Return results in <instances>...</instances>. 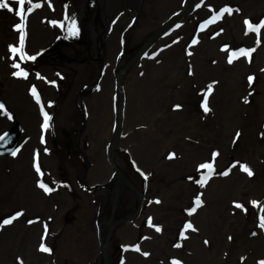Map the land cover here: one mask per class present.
<instances>
[{
	"label": "bare ground",
	"instance_id": "6f19581e",
	"mask_svg": "<svg viewBox=\"0 0 264 264\" xmlns=\"http://www.w3.org/2000/svg\"><path fill=\"white\" fill-rule=\"evenodd\" d=\"M188 1L77 0L75 10L90 5L101 11L98 16L96 11L81 15L91 50L102 55L96 76L83 62L56 57L46 48L56 43L61 47L66 39L67 31L60 25L65 22L62 0H25L26 53L38 59L37 69L22 59L19 51H11L17 48L20 34L16 29L22 18L19 0H9L12 12L0 9V104L5 106L0 110V136L4 137L0 140V264H51L56 258L60 262L61 252L56 256L52 250L44 253L40 245L50 248L58 238L60 246L71 250L77 238L94 236L92 220L97 209L100 217H107L99 228L107 242L114 230L127 241L136 239L139 229L149 234L138 246L140 251L130 250L126 264L264 261V228L260 226L264 217V34L247 31L245 24L249 21L258 26L264 20V0H192L203 3L193 11L188 9ZM223 3L232 14L208 22L218 15L213 8ZM138 5L145 15L134 11L141 17L134 20L136 14L130 10ZM105 8H110L109 12L122 10V17L108 31L98 23L109 14ZM125 30L130 31L133 45L150 39L131 55L134 65H127V73L119 76L123 91H115V77L126 60L125 53H119L127 44L122 40ZM242 49L255 51L230 64L232 51ZM21 71L27 78L14 75ZM63 72L68 76L65 83L70 94L57 89L66 97L62 103L61 94L55 92L61 83L55 80L56 85L49 86L47 81ZM89 76L94 79L85 80ZM193 85H198L197 89L187 96ZM209 85L210 111L204 112ZM173 89L182 93L174 94ZM113 96L118 97L114 100ZM55 98L59 112L55 111ZM70 101L86 106L87 120L79 133L88 135V149L81 152L85 174L79 178L73 171L72 175L75 188L83 194L78 199L75 224L68 222L67 213L76 207V197L60 184L63 172L59 171L58 155L65 151L57 148L60 146L54 151L51 128L43 126L47 112L57 119L60 131L67 128L75 133L77 113ZM17 149V154L11 155ZM118 150L130 155L129 166L146 173L155 171L149 186L135 178L141 180L139 187L125 174V156L119 153V159ZM171 154L174 158L169 159ZM78 163L76 159L66 161L70 176ZM202 164L213 166L203 187L199 181L209 170L202 169ZM242 164L254 175L243 172ZM118 171L121 176L115 174ZM41 182L54 190L45 193L39 187ZM101 184L107 185L109 199L97 208V196L90 188ZM84 187L89 191L83 192ZM126 195L129 205L123 203ZM151 196L158 197L159 203L149 204ZM197 197L202 206L189 215ZM236 203L247 211L236 208ZM123 206L124 224L122 219L116 220ZM13 216L17 219L11 224L3 223ZM188 223L197 230L185 231ZM156 227L161 230L157 232ZM182 232L187 239L181 237ZM102 261L107 264L106 258Z\"/></svg>",
	"mask_w": 264,
	"mask_h": 264
},
{
	"label": "rangeland",
	"instance_id": "374dc122",
	"mask_svg": "<svg viewBox=\"0 0 264 264\" xmlns=\"http://www.w3.org/2000/svg\"><path fill=\"white\" fill-rule=\"evenodd\" d=\"M77 0H62L63 6H64V12L62 17L65 19V22L60 23L61 27L65 29V31H67L64 35L65 38L63 41V45H58V43H56L55 45H49L46 48L49 49L52 54H56V57L61 58L63 57H68L70 58V62H73V59L77 60V63H81L83 62L84 64H86L87 68H88V72L90 71L92 74H94V76H96L99 72V70H97L96 66H99L101 63L97 59H99V57H102V55L100 56L98 54V51H93L91 50V43L88 42V38H86V32L83 29L84 22L81 18V15H86L89 11H96V7H92L90 5L88 6H84L81 7V10H75L74 9V5L76 4ZM197 2H194V4H196ZM201 3H199L198 5H201ZM218 5V4H217ZM223 5H225L227 7V5L225 3H223ZM136 8V7H134ZM223 8V7H222ZM106 12H108L109 14L106 15V18L104 20H98V23L100 22V26L99 28H103L104 30L106 29L107 31L113 27L114 22H115V18L117 16V11L118 9H111V11L109 12L108 10L110 8H105ZM144 9V8H143ZM141 8V5H138V8L136 11H138L141 14V17H143V15H145V10H143ZM216 11H220L221 9L218 8H213ZM97 16L100 15L101 11L97 10L96 11ZM134 14H136L134 16L133 19H137L139 20L141 17H139V14L137 12H135ZM75 20L76 23V27L79 30V35L77 36H71L69 35L68 29L72 24V20ZM79 21H82V23H79ZM106 21H109L108 26L106 27ZM21 23H23L25 25L24 27V34H25V38H26V34H27V29H26V24H27V16L26 14L21 18ZM108 23V22H107ZM113 25V26H111ZM111 26V27H109ZM20 36V34L18 35ZM83 38V43L81 42L80 38ZM81 38V39H82ZM126 53L125 56H123L124 58H126L125 61H128V59L131 57V55H133V53H135V51L141 47L142 45L145 44V42L147 40H149V37L143 38L142 40H140V42L137 45H133L132 38H131V34L130 31L127 32L126 35ZM25 40V39H24ZM27 40V39H26ZM75 40V41H73ZM24 46H25V42H24ZM23 46V50L20 51V56L22 59L25 58V61L28 62L31 66H33L34 69H37L38 66V62L36 60H38L37 58L35 59H30V57H35V55L32 56V54L28 55L26 53V47L24 48ZM55 46H58V48H56ZM96 46V45H95ZM20 48V47H19ZM53 50V52H52ZM67 50H69L70 53H67ZM97 57V59H95ZM123 60V59H122ZM97 63V64H96ZM99 69V68H98ZM196 71V70H195ZM125 74L127 73V71L124 72ZM63 73L58 74L57 73V79L60 81L59 84L61 83L60 86H57V88L55 89V92L61 89L64 90L66 94H70V89L67 87L65 81L68 79V76L63 75ZM124 76V74H123ZM90 81H92L94 78L91 79V76H89L88 78H85V80L89 79ZM52 79H54L53 81L56 80V77H52ZM51 80V79H50ZM82 83V82H81ZM198 85H193L191 86L192 89H189L187 96L190 95L194 89H197ZM72 87V86H71ZM60 88V89H59ZM63 91V92H64ZM174 94H181L182 92L180 91H175L173 89L172 91ZM58 94H61L59 92H57ZM56 95V94H55ZM166 95V94H165ZM85 97V96H84ZM168 98H170V96L167 95ZM82 100H84V98H81ZM61 100L62 103L66 100V97L61 94ZM72 106L75 107L74 111L77 113V117L75 119V123L78 126L77 130H75V133H73V129H67V128H63L61 129V131L59 130V123L57 122V119H51V124H50V128L51 131L53 132V134H51V139L54 136L56 138V141L58 142V144L60 145L61 149L64 152V154H60L58 155V161H59V171L63 172V175L60 177V184L63 183L69 190L70 193L73 195H75L76 199H74V204L76 205V207L71 208L68 213H67V217L69 218L70 224H75V217H76V208L78 206V199L83 195L82 193H80L76 188H75V180L73 178V171L74 174H76V176L78 175V177L80 178V174L82 173V177H83V173L85 172V170L83 169L84 167V156H81V152L84 149H88V135H82V133H79V131L84 127V120L86 119V115L84 112V105L79 104L78 101H70ZM55 103H57L56 109L55 111L59 112L60 107L58 104V99L55 98ZM86 105V104H85ZM56 115V113H55ZM113 119V118H112ZM114 120V119H113ZM113 125V123H112ZM73 140V141H71ZM187 142H191V140H187ZM53 143V142H52ZM55 145V144H53ZM54 147V151H57V148ZM119 153H123V155L125 156V162H126V169H124L125 174L135 183H137V186L140 187L141 185V180L142 179L139 175L145 176V173H141L138 171V173L135 171V167H131L129 166V162H130V155L123 151V150H118L116 152V156H119ZM70 157V158H69ZM73 161V159L77 160L78 165H76V169L72 170L71 176L69 175L70 171L67 169V164L66 161L69 160ZM120 159V158H119ZM73 166V165H72ZM71 166V167H72ZM75 167V166H74ZM135 168V169H134ZM149 172H151L149 174ZM149 172L146 173V175L149 177V182L146 183V185L143 186H149V183L151 182V179L153 178V175L155 173L154 170H150ZM85 174V173H84ZM139 174V175H138ZM135 178H140L139 180H136ZM143 180V179H142ZM145 180H143L144 183ZM81 182H82V178H81ZM135 183V184H136ZM95 186V187H94ZM92 186L90 189L93 190L92 194L97 196V200L95 201V205L97 208H100L104 203H105V199H109L107 197L108 194V189H107V185L105 184H101L99 186L94 185ZM85 189L82 191L87 192L89 191L88 188L84 187ZM149 194L151 195V190L149 191ZM129 195H126L125 199L123 200V203L125 205H129L130 200H128ZM156 201H159V198L156 196H151L150 199L148 200L149 204H153L155 203V205L157 204ZM99 210L97 209L96 212L94 213V218L92 220V226H93V230H95L94 236H89L88 234H86V237H79L77 238L76 241V246L74 245L73 247H71V250H67V248H63L62 246H60L59 244L61 243V240H58V238H55V241H53V243L50 244V249L53 251V255L56 256L57 252H61L62 253V258L61 261L59 262L56 259H52L51 264H101L103 261L102 259H104V255L106 258V263L107 264H126L127 260H128V254L130 253V250L132 251H136L135 249L141 245L142 243H144L145 241H147L148 235H144V229H139L136 230L135 234L137 235V238L131 241H127L126 239L122 238L121 235H117L114 231H112L110 233V238L109 241H105L104 238H101V232L99 231L100 225L102 224V222H104L106 220V216L100 217L99 216ZM125 210V207L123 206V208L117 212V216L118 219L121 221V219L123 220L125 218V215H122L123 211ZM130 216V215H129ZM128 216V217H129ZM98 217L100 219H98ZM107 221V220H106ZM114 221V220H113ZM117 223V222H116ZM65 225V223H63ZM123 224H124V220H123ZM63 227V226H62ZM64 228V227H63ZM63 228L60 230L61 233H64ZM66 245V244H65ZM104 245L106 246V251H104L103 247ZM74 253V254H73ZM87 258H86V257ZM81 260V261H80Z\"/></svg>",
	"mask_w": 264,
	"mask_h": 264
},
{
	"label": "snow or ice",
	"instance_id": "6c2138e0",
	"mask_svg": "<svg viewBox=\"0 0 264 264\" xmlns=\"http://www.w3.org/2000/svg\"><path fill=\"white\" fill-rule=\"evenodd\" d=\"M24 4H25V0H19V6H20V7H19V14H20L22 17H23V15H24V11H25V9H24ZM35 7L39 8L40 5H39V4H36ZM0 9H7L9 12L14 11V9H13L12 7L9 6V0H2V2H0ZM225 13H228L229 15H231V14H232V10L229 9V8H225V9H223V10L219 13V15H218L217 17H215L214 19H219V18H221ZM245 24L247 25V28H248V31H249V32H256V33H259L260 30H261L262 28H264V21H262L258 26H254V25H253L251 22H249V21H245ZM24 27H25V25H24L23 23L18 24V25L16 26L17 31L20 32V48L17 49V48H15V47H13V48L11 49V51H12L13 53H16V52H18V51H22V50H23L24 39H25ZM68 32H69V35H71V36H77V35H79V30H78V28L76 27V23H75V20H74V19L72 20V24H71V26L69 27ZM193 43H195V41H193ZM251 51H255V49H252ZM251 51H245V50L242 49L239 53H235V52H233L232 55L229 57L228 62L231 64V63L233 62L234 59H236V58H238V57H240V56L250 57V56H251ZM30 59H35V57H30ZM13 66L16 67V68H19V67H20L19 64H14ZM14 75H16V76H18V77H21V76H22V77H24V78H27V73H25V72H23V71H21V72H16V73H14ZM248 80H249V84L251 85V83H252V81H253V77L250 76V77L248 78ZM211 93H212V86L209 85V87H208V91H207V93L205 94V97H204V103H203V110H204V112H209V111H210V108H209V105H208V96H210ZM32 94H33V96L36 98L37 102L39 103V101H40V97H39V95L37 94L35 88L32 89ZM244 102H245V103H248L247 98H245ZM4 107H5V106H4L3 104H0V110L4 109ZM178 107H179V106H177V108H178ZM42 111H43V108H42ZM9 118H11V117H9ZM50 120H51V117L48 115L47 112H45V113H44V125H43L45 129H47V128L50 127V123H49ZM239 135H240V133H237V134H236L237 137H239ZM3 138H4L3 136H0V140H2ZM17 151H19V149H17L16 151H13V152L11 153V155L15 156V155L17 154ZM174 155H175V154H171L168 158H169V159H172V158H174ZM214 155H218V153H216V154H214ZM200 167H201L202 169H208V170H209L208 174L202 176L201 180L199 181V183H200L201 186L203 187V186L207 183L208 179H210V177H211L213 166H212L211 164H202ZM233 167H235V165H233ZM240 167H241V170H242L243 172H245L249 177H251V176L254 175L253 171H252L247 165H243V164H242V165H240ZM36 171H37L38 173L41 171L38 165H37V167H36ZM222 174L226 176V175H228L229 173H228V172H224V173H222ZM145 179H147V177H145ZM39 187H40L41 189H43V191H44L45 193H51V192L54 190L53 188H50L48 185H46V184L43 183V182H41V183L39 184ZM156 203H159V201H156ZM202 203H203L202 200H201L199 197H197L196 200H195V207H193V208L191 209V211L189 212V215H192L193 213H195V212L197 211V209L200 208V207L202 206ZM252 203H253L254 206H258V205H257V202L253 201ZM235 207L238 208V209H242V210L247 211L246 209H244V206H243L242 204L236 203V204H235ZM261 210L264 211V208H262ZM17 215H20V214H17ZM15 219H17V216H13L11 219H6V220L3 221V223H4L5 225H9V224H11V223L13 222V220H15ZM149 224L151 225V219H149ZM260 226H261L262 228H264V217H261V223H260ZM45 229H47V225H45ZM155 230H156L157 232H159L161 229H160L159 227H156ZM187 230L196 231L197 229L194 228V226H193L191 223H188V224H186V226H185V231H187ZM181 237L184 238V239H187V237L184 235V232L181 233ZM229 239H231V237H229ZM207 243H208V241H205V244H207ZM177 247H179V245H177ZM39 250H40L41 252H44V253H50V252H51V249H50L49 247H47L45 244H43V243L40 245ZM135 250H136V251H140L139 247H137ZM145 255H147V254L145 253ZM173 264H179V261H173ZM260 264H264V261H261Z\"/></svg>",
	"mask_w": 264,
	"mask_h": 264
},
{
	"label": "water",
	"instance_id": "95a60500",
	"mask_svg": "<svg viewBox=\"0 0 264 264\" xmlns=\"http://www.w3.org/2000/svg\"><path fill=\"white\" fill-rule=\"evenodd\" d=\"M120 173V172H119ZM121 174V173H120ZM103 249H104V251H106V246L104 245V247H103ZM104 258H105V255H104Z\"/></svg>",
	"mask_w": 264,
	"mask_h": 264
}]
</instances>
